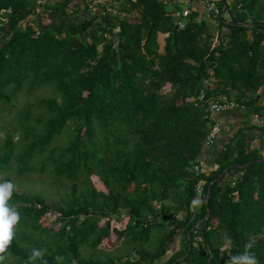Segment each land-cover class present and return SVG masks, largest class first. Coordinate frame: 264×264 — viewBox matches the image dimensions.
<instances>
[{
  "label": "trees",
  "instance_id": "16d2710c",
  "mask_svg": "<svg viewBox=\"0 0 264 264\" xmlns=\"http://www.w3.org/2000/svg\"><path fill=\"white\" fill-rule=\"evenodd\" d=\"M71 3L46 0L35 13L30 0H0V112L20 95L51 93L26 99L12 131L0 124V172L48 173L66 190L55 207L41 194H12L9 205L26 204L7 259L26 264L35 248L48 264L57 255L63 264H227L250 242L264 264V143L251 149L238 130L218 141L207 175L190 171L210 129L195 105L204 80L209 95L260 111L264 0H237L216 19L191 10L183 29L173 17L182 9L166 0H80L70 12ZM225 235L232 244L222 249ZM109 240L132 250L83 256Z\"/></svg>",
  "mask_w": 264,
  "mask_h": 264
},
{
  "label": "rangeland",
  "instance_id": "374dc122",
  "mask_svg": "<svg viewBox=\"0 0 264 264\" xmlns=\"http://www.w3.org/2000/svg\"><path fill=\"white\" fill-rule=\"evenodd\" d=\"M80 0H72V3L69 7V11H73L74 10V6L76 5V3H78ZM93 1V4H101L102 0H91ZM89 2V1H88ZM113 6L115 7L116 5L113 3ZM187 4L185 5H181L180 8L182 9L181 11H183L186 8ZM117 7V6H116ZM116 8H115V12H116ZM172 15V14H171ZM45 23H49L50 21L48 19L45 18L44 20ZM26 21L22 23L23 26L26 25ZM187 23V22H186ZM105 37H109V36H105ZM50 90L49 89H41L38 92L34 93L33 95H31L29 98L26 95H20L17 100L15 101V108L13 109H9L6 107L5 111L0 112V124L4 123L7 125V130L12 131L13 129L16 128V113L17 111H19L22 107L23 104L25 102L26 99H29L31 102H35L38 99L42 98V97H47L50 96ZM5 130L0 129V150H1V146L4 143V138H5ZM18 138V135H15V140ZM65 139V140H64ZM67 138H63L62 140L56 142L55 145L57 146H62L64 145V141H66ZM18 175V174H16ZM13 172L11 171H2L0 172V182L4 181V180H8L11 181L14 185V191H13V195L14 193H16L17 195H23L24 193H30L31 195H36V194H41L43 195L47 200H46V205H49L50 207H55L57 206V203L60 201L61 198L64 197L66 190L63 189L61 191H58L56 189V187H54V185L52 184V180L53 178L48 175V173H39L37 172H25L22 175L16 176ZM25 202H17L14 205H10L11 207H13L16 211L19 209H22L25 207ZM48 217V222L49 225H51V227H53V231H56L59 227V222L57 220L58 218V214H54L52 213H48L46 214ZM106 219H102L100 222V225H104ZM42 239H46V233H44L43 235H41ZM175 245H176V249H179L180 247V239L178 237V239L175 241ZM127 246L120 244V242H115L112 243V241H107V244H103L101 250H94L91 251L88 248H83L82 252H83V256L86 259H91V260H102L105 261L108 258H118V257H124L126 256L127 253H130V251L132 250V247H128ZM172 254V252H168V256ZM9 263L11 264H17L12 258L7 259Z\"/></svg>",
  "mask_w": 264,
  "mask_h": 264
},
{
  "label": "built area",
  "instance_id": "2783aa9c",
  "mask_svg": "<svg viewBox=\"0 0 264 264\" xmlns=\"http://www.w3.org/2000/svg\"><path fill=\"white\" fill-rule=\"evenodd\" d=\"M30 1L34 4L35 13L41 12L46 2V0ZM105 1L107 0H102L101 2L103 3ZM196 2H198L206 11L208 18L214 19L222 18L225 15L227 7H240V5L237 3V0H196ZM218 2L223 3V8L219 7ZM193 8L194 5L192 2H190L183 11L175 10L173 12V17L175 18L180 29L185 28L187 18L190 16L191 10H193ZM213 43L216 44L217 39H215ZM213 89L214 86L211 80H204L203 88L201 89L198 95V100L195 103L196 106H199L202 109L204 113V119L210 123V129L205 137L203 148L198 157L192 162L190 167V171L195 175V177L198 178L207 175L208 171H210V168H212L209 164L213 153L218 146V139L223 133V125L220 120V115L230 113L240 107V104H238L234 99H220L215 98L214 95H209ZM162 90L165 91L166 88H162ZM195 193L198 198L204 197L205 188L204 182L202 180H200V182L196 185Z\"/></svg>",
  "mask_w": 264,
  "mask_h": 264
},
{
  "label": "clouds",
  "instance_id": "9594fccd",
  "mask_svg": "<svg viewBox=\"0 0 264 264\" xmlns=\"http://www.w3.org/2000/svg\"><path fill=\"white\" fill-rule=\"evenodd\" d=\"M14 185L11 181L4 180L0 182V264H5L7 256L6 248L13 240L14 226L20 220L19 213L9 205L8 201L12 197ZM232 238L225 235L222 238L221 248L231 246ZM252 244H245L244 250L237 255H231L228 258L227 264H259L255 253L251 252ZM43 250L33 248L30 255L27 257L26 264H48V261L43 259ZM56 264H63L64 257L57 255L55 258Z\"/></svg>",
  "mask_w": 264,
  "mask_h": 264
},
{
  "label": "crops",
  "instance_id": "0c3cea01",
  "mask_svg": "<svg viewBox=\"0 0 264 264\" xmlns=\"http://www.w3.org/2000/svg\"><path fill=\"white\" fill-rule=\"evenodd\" d=\"M166 2L169 10L173 7H180L182 4L186 5L192 2L194 5L193 10H197L200 15H205V17H207L206 11L198 2H196V0H166ZM258 95L259 113L248 115L245 107L240 105L238 109L220 115V120L223 125V133L218 139L219 146H222L225 139L233 137L238 130L244 129L247 132L246 135L249 137V141L251 140V149L261 148L264 143V137L262 136L264 134V87L260 89ZM261 137L263 138L261 139ZM212 168H210V170Z\"/></svg>",
  "mask_w": 264,
  "mask_h": 264
}]
</instances>
